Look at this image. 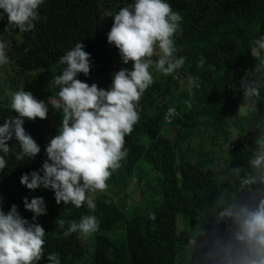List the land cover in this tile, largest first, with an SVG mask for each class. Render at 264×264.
<instances>
[{
	"label": "trees",
	"instance_id": "16d2710c",
	"mask_svg": "<svg viewBox=\"0 0 264 264\" xmlns=\"http://www.w3.org/2000/svg\"><path fill=\"white\" fill-rule=\"evenodd\" d=\"M130 3L44 0L39 20L27 32L11 26L5 31L7 20H0L9 57L3 77L7 96L0 81V122L16 115L11 93L21 88L49 108L43 125H34L37 118L23 124L40 146L34 158L17 161L18 144L8 141L0 207L6 211L14 203L31 222L22 198L42 196L46 213L36 222L45 230L44 254L57 253L61 264H215V241L231 232L227 221L216 218L219 202L254 207L264 198L261 172L250 164L264 143V52L255 47L264 35V0H169L182 17L174 40L185 63L168 75L152 71L153 83L136 105L139 118L124 137L128 154L106 181L108 187L93 194L94 212L57 204L50 190L30 191L19 183L21 173L40 168L62 119V111L53 107L59 91L53 78L64 67L59 58L65 51L80 41L90 54V71L77 78L105 89L117 70L131 67L121 63L106 37L112 16ZM201 57L204 64L198 65ZM189 75L199 84L191 95ZM245 85L256 87L257 94L245 98ZM248 177L254 182L242 183ZM132 192L140 197L137 205L127 204ZM86 214L99 220L89 241L78 232L64 235L67 221ZM118 230L121 235L114 238ZM38 264H46L43 257Z\"/></svg>",
	"mask_w": 264,
	"mask_h": 264
},
{
	"label": "clouds",
	"instance_id": "9594fccd",
	"mask_svg": "<svg viewBox=\"0 0 264 264\" xmlns=\"http://www.w3.org/2000/svg\"><path fill=\"white\" fill-rule=\"evenodd\" d=\"M43 3L44 0H0V20H7L4 30L10 26L20 32L32 30ZM181 20L169 0H131L121 7L112 16L106 37L117 49L121 63L130 62L131 67L117 70L106 89L77 78L78 74L87 76L90 71V54L80 41L65 51L59 58L64 67L53 78L59 87L53 107L62 111V119L44 148L46 159L39 169L21 173L20 185L30 191L38 187L50 190L57 204L70 203L77 208L84 205L90 213L95 211L93 194L108 187L106 181L128 154L124 137L139 118L136 105L153 83L152 71L168 75L185 63L184 56L176 55L174 40ZM7 43L0 35V66L9 62ZM255 47L258 54L264 52V35ZM197 64L203 65L204 58ZM193 87H199L198 78L189 75V95ZM256 94V87L245 85V98ZM10 106L16 115L0 122V170L7 164L9 140L18 144L17 161L34 158L40 152V146L23 124L34 118L43 120L49 112L45 100H38L22 88L11 93ZM250 164L260 170V181L264 183V143ZM253 182V177L242 181ZM22 204L32 213L31 222L20 215L14 203L6 211L0 207V264H38L42 257L46 264H61L57 253L44 254L45 230L36 222L46 213L44 198L25 196ZM218 208L217 220L227 221L231 232L228 239L215 241L219 256L215 264H264V198L254 207L221 200ZM64 225L61 220L60 226ZM98 226L96 215H82L78 221H67L64 235L78 232L87 237Z\"/></svg>",
	"mask_w": 264,
	"mask_h": 264
},
{
	"label": "rangeland",
	"instance_id": "374dc122",
	"mask_svg": "<svg viewBox=\"0 0 264 264\" xmlns=\"http://www.w3.org/2000/svg\"><path fill=\"white\" fill-rule=\"evenodd\" d=\"M4 68H5V66L3 65L2 67H1V69H0V81H1V87H2V89H3V91H2V94L4 95V96H7L8 94H9V91H8V85H7V82L5 83V84H3V77H4ZM100 80L102 79V77H98ZM34 125H40V124H42V122H41V119H39V118H37L34 122ZM43 125V124H42ZM39 189H40V191L42 190L43 192L45 191V189L44 188H40L39 187ZM140 201V197H139V195L137 194V193H131V197H130V200H127V204L128 205H137L136 203H138ZM134 202H136V203H134ZM139 205V204H138ZM121 235V231L120 230H118V231H115L114 232V238H118L119 236ZM90 240V238L89 237H87L86 238V242L87 241H89Z\"/></svg>",
	"mask_w": 264,
	"mask_h": 264
}]
</instances>
